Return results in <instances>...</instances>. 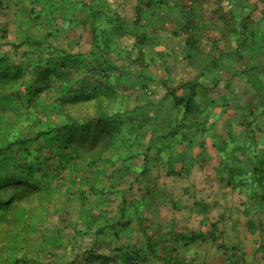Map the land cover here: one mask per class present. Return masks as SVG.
<instances>
[{
  "label": "trees",
  "instance_id": "16d2710c",
  "mask_svg": "<svg viewBox=\"0 0 264 264\" xmlns=\"http://www.w3.org/2000/svg\"><path fill=\"white\" fill-rule=\"evenodd\" d=\"M227 7L232 16L227 27L237 34L234 43H237L239 59L241 56L243 60L244 49L253 47L250 33L257 37L263 34L264 16L253 30L249 24L258 5L249 4L247 0H228ZM28 13L32 23L46 22L49 28L42 29V36L24 35L21 45L28 48L17 61L0 52V116L2 113L4 116L0 119V208L9 209L31 201L35 215L32 219L37 223V215L48 217L51 208L59 203L58 194L65 189L68 179L75 190L67 189L65 199L71 194V198L87 206L90 225L98 221L95 212L102 216L107 212L104 207L109 197L119 193L126 209L122 216L139 219V207L144 204L126 199L125 181L134 173L142 178L151 167L160 164V159L169 160L168 153L157 152L166 147L162 144L167 139L187 140L189 129L196 126L201 135L207 130L209 121L198 118L196 112L200 109L192 98L197 86L187 88L188 97L176 96L174 90H170L159 108L149 110L148 105H136L142 97L123 92V83H127L129 75L122 70L117 72L119 68L112 57L117 42L128 34L129 25L124 16L113 11L110 0H31ZM58 17L65 19L64 26L56 22ZM81 17L91 34L88 61L82 54L70 51L67 38L70 31L65 28L66 22L80 24ZM21 45L12 44L16 51ZM234 46H230L232 52ZM233 69V62H229V71ZM137 83L129 82V86L135 89ZM261 86L264 91V81ZM259 102L255 110L252 104L241 106L237 120L244 132L237 135V139L230 134L226 136L227 149L222 152L226 169L222 165L220 171L232 178L241 171L254 172L261 184L264 183V147H261L264 144V92ZM165 111L170 115L166 116ZM167 118L173 120L168 131L161 125ZM210 120L214 124L216 117ZM214 130H210L213 139L218 137ZM141 156L143 168H138L136 162ZM103 223L96 230L100 239L117 233L119 226L130 224L128 221L122 225L119 221L107 224L105 217ZM28 225L31 227L32 223ZM35 232H38L37 226H34ZM147 249L136 248L137 252L131 255L128 249L121 248L122 259L116 261L118 264L148 263ZM151 251L156 252V248ZM90 258L89 264L100 259L107 264L115 259L93 253ZM156 259L165 260L163 255Z\"/></svg>",
  "mask_w": 264,
  "mask_h": 264
},
{
  "label": "rangeland",
  "instance_id": "374dc122",
  "mask_svg": "<svg viewBox=\"0 0 264 264\" xmlns=\"http://www.w3.org/2000/svg\"><path fill=\"white\" fill-rule=\"evenodd\" d=\"M30 1L0 0V52L9 54L12 61L19 60L26 50L25 48H28L21 45L22 38L26 33L42 36L44 35L42 29L49 28L46 22H38L36 24L31 22L28 13ZM209 1L211 0H205L206 6L210 5ZM221 2V0H216L215 3L219 5ZM247 2L258 5V9L253 13V21L249 24L250 28L254 30L255 23L264 16V1L247 0ZM139 4L140 0H110L113 11L121 15V8H123L121 5H125V18L129 25L128 34L117 42L112 57L115 60L116 67L119 68L117 72L119 73L122 70L123 73L129 75L127 83H123L125 88L123 92L134 95L140 94L142 97L141 101L137 102L136 105H148L150 106L149 110H151L159 108L160 104L163 103L161 102L163 98L161 100L158 98L163 97L165 89L153 85L150 79L151 75L148 74L151 65H149L150 62L147 59V51L141 43L142 34L138 29ZM188 11L192 20L190 25H194L197 12L194 7ZM62 18L58 17L56 22L65 25V19ZM82 19L81 17L78 20L81 22L80 24L75 25H72V23L68 25L69 22H66L67 26L65 28L70 31V35L67 37L71 45L70 51L75 54H82V58H86L88 61L92 48L91 34L88 29H85L86 24L83 23ZM105 19L106 17H104L103 21ZM95 21L96 19L94 18ZM262 26H264V23ZM192 32L193 28L191 26L189 33ZM250 35V44L253 46L252 49L256 51L253 53V51L251 52L252 49H244L246 57L243 62L237 65L236 70L230 71L231 73L236 71L237 75L234 74L233 77L229 75L228 88L226 85L227 89H224L225 87L222 85V88L219 89L221 94L227 90V106L230 113L234 112V110L240 112L239 110L244 104V107H247V104H252V110H255L254 108L260 104L259 96L264 92L263 86H261V82L264 81V31L258 37L253 32ZM12 44L21 45L22 47L16 51ZM248 68H250V71H248ZM191 70L195 71L193 65ZM132 81L138 82L135 89L129 86V82L132 83ZM178 84L175 85L173 83L174 86H171L174 90L173 93L176 96L186 94L188 92L187 88ZM4 111L7 112V109ZM2 114L0 119L4 117ZM172 124L173 120L171 118L161 122L164 130L167 131L172 128ZM174 142L173 139H167L162 144L166 146L165 149H159L157 152L168 153L170 161L174 151L172 149ZM152 154L154 155V152ZM151 158L153 159V157ZM143 162V156H141L136 162L138 168H143ZM2 164H5V162ZM167 166V164H158L155 167H151L152 169H149L142 178H139V174L134 173L132 176L127 177L125 181L123 186L125 191L123 193L126 199L128 201H140L144 204V208H148L147 214L145 213L146 220L143 226L142 221L140 222L134 216H122L126 209L120 193L109 197L110 200L104 207L107 212L101 216L96 211L95 217L98 218V221L96 224L92 225L93 223H91L90 225L91 218H88L87 206L85 207L81 201L71 198V194H68L69 198L65 199L67 189L71 190V192L75 190V187L68 179L65 182V189L58 194L59 203L57 204L56 202L51 208L48 217H45V215L41 216V214L37 215V223H34L32 219L35 215L32 213L31 201L30 203L28 201L22 203L19 206L15 204L16 206H10L9 209L0 208V264H75V262L81 261L85 262L84 264H89L92 261L90 258L91 253L101 254L109 260H113L115 257L112 262L110 261L107 264H118L116 259H122L123 255L121 248L128 249L129 253L134 255L137 252L135 251L136 248L144 247L148 248L149 259V262L145 264H164V260L157 261L156 259L161 258L162 255L165 260H171L177 256L176 262L179 261L183 264H224L225 258L223 255L215 251L216 247L222 248L220 244H216L220 238L200 240L193 246H187L184 244L185 242H182L181 245H176L177 241L170 239L171 231L155 223V221H158L165 227L168 224L167 221H170V216L177 215L178 217L176 218L179 220L178 225L180 228L183 225H187V208H178L176 200H181L185 206H188V202H193L190 197L193 192L191 194L190 192L184 193L180 189L181 186H179L185 184L186 180L173 179L172 181V179L166 178L164 172L170 168V166L168 168ZM131 185L133 187L129 189ZM163 192H166L168 196L162 197ZM169 196H173L171 198L173 201H171ZM90 200H93V198H90ZM150 204L151 207L149 206ZM132 208L134 209L135 206H132ZM137 215L139 216V213ZM104 217L107 218V224H111L112 221H119L122 225V223L128 221L130 222V229L127 230L128 228L122 225L118 227L117 233L110 234L106 239H100L96 230L103 226L102 224H105L103 223ZM165 220L166 222H163ZM27 221L32 223L31 227H29V222ZM34 226L38 227L37 233H34ZM185 230L187 231V229ZM190 231L188 229V232ZM179 232L181 233L182 230H179ZM231 237L235 238L234 232L231 233ZM171 247L175 248L171 249ZM151 248H156V252H152ZM190 248L195 249L196 257L191 255L193 252L188 251ZM187 258L192 260L188 261ZM176 262L174 264H177ZM138 263L141 264V261H138ZM95 264H106V262L104 259H100Z\"/></svg>",
  "mask_w": 264,
  "mask_h": 264
},
{
  "label": "crops",
  "instance_id": "0c3cea01",
  "mask_svg": "<svg viewBox=\"0 0 264 264\" xmlns=\"http://www.w3.org/2000/svg\"><path fill=\"white\" fill-rule=\"evenodd\" d=\"M215 2L211 0L206 6L205 0H140L138 29L151 65L148 74L153 85L165 89L163 97L158 99L169 95L173 83L184 88L196 85L193 97L191 94L200 109L196 114L201 121H209L204 136L198 126L189 129L187 140L174 142L171 161H158L161 165L167 164V168L171 165L170 171L164 172L166 178L186 180L185 184L179 185L181 191L194 194L190 195L193 202H188V206L176 200L178 208H187V225L180 228L177 215H171L165 227L158 221L155 223L171 231L170 239H175L176 245L185 242V245L193 246L200 240L220 238L216 244L222 248L216 247L215 251L223 255L224 264H264V183H258L260 177L254 172L241 171L232 178L227 172L220 171L225 160L222 152L227 149L226 136L230 134L237 139L244 128L237 120L240 112L234 110L230 113L228 110L227 90L221 94L219 89L222 85L227 89L228 76L234 75L229 71V62H233L236 68L243 60L241 56L239 59L237 43H234L237 34L227 27L232 19L228 13V0L219 5ZM121 6L125 17V5ZM192 7L197 12L194 25H190L192 20L188 11ZM191 26L193 32L189 33ZM231 45H236L233 52ZM183 95L188 97L190 93ZM165 115H170V112L165 111ZM212 116L216 117L214 124L210 123ZM212 128L218 135L214 139L210 136ZM163 193L162 197L168 196ZM147 210L139 207L142 226ZM127 228L130 229L129 226ZM233 232L235 238L231 237ZM188 251L196 257L195 249ZM176 258L164 261L174 264Z\"/></svg>",
  "mask_w": 264,
  "mask_h": 264
}]
</instances>
